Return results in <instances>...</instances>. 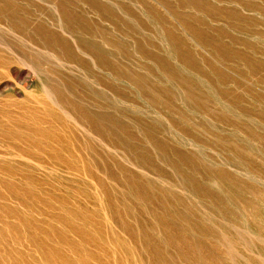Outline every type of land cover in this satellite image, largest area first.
I'll return each instance as SVG.
<instances>
[{
    "label": "rangeland",
    "instance_id": "1",
    "mask_svg": "<svg viewBox=\"0 0 264 264\" xmlns=\"http://www.w3.org/2000/svg\"><path fill=\"white\" fill-rule=\"evenodd\" d=\"M0 264H264V0H0Z\"/></svg>",
    "mask_w": 264,
    "mask_h": 264
}]
</instances>
